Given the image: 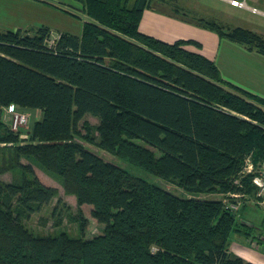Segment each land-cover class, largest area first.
<instances>
[{
	"label": "trees",
	"instance_id": "obj_1",
	"mask_svg": "<svg viewBox=\"0 0 264 264\" xmlns=\"http://www.w3.org/2000/svg\"><path fill=\"white\" fill-rule=\"evenodd\" d=\"M77 1L86 15L80 37L62 33L51 45L47 27L0 31V109L42 113L27 138L0 123V144L15 145L13 166L23 172L20 182L0 181V264H254L229 252L234 234L252 236L240 209L195 195L257 193L252 174L235 181L253 150L255 162H264V100L186 48L199 43L143 34L152 0ZM198 25L264 55V34ZM87 115L98 118L95 134L80 129ZM78 139L192 197L130 174ZM22 158L57 176L79 208L93 206L103 234L86 240L28 228L24 219L57 191ZM75 218L85 233L88 219L82 211Z\"/></svg>",
	"mask_w": 264,
	"mask_h": 264
},
{
	"label": "rangeland",
	"instance_id": "obj_2",
	"mask_svg": "<svg viewBox=\"0 0 264 264\" xmlns=\"http://www.w3.org/2000/svg\"><path fill=\"white\" fill-rule=\"evenodd\" d=\"M245 1L250 8L254 7L261 11L262 14L255 13L252 9L233 7L230 5L228 0H152L151 8L202 25L204 23L214 21L215 23L224 26L223 31H227L226 27H244L264 34V0ZM262 108L264 109V106H262ZM28 114L30 116L29 124L20 130V132L22 131V138H27L28 130L32 128L35 120L39 118V114L37 116L29 112ZM11 119V113L7 110L5 111V109H0V123L10 126ZM98 123L99 121L97 117L87 115L81 122L80 129L83 134H86L87 129L85 128L88 125L93 128L92 132L95 134V127ZM78 141L86 147L99 153V155H101L105 160L123 167L126 171L136 177H140L151 183L157 184L168 192L181 198L192 197L191 194L184 191L175 183L164 181L140 167L134 166L117 158L116 156L109 154L106 151L98 149L89 141H85L84 139H78ZM137 142L139 144L146 145L142 141L138 140ZM14 146V144H0V181L4 183L20 182L23 176V172L19 168L13 166L14 162L11 156L13 154L12 149ZM156 152L157 155L160 156L159 151ZM255 155L256 153L253 150L248 155V158L251 159L254 166L257 168L260 167V165H258L259 162H255ZM21 163L31 165L39 180L45 186L52 187L57 191L56 197L49 204L41 206V208L32 213L30 217L24 219V223L36 235L58 236L62 233H66L72 238H79L83 235L86 240H91L103 234L105 226L98 223L91 216L93 206L83 205L79 208L75 196L70 195L65 191L60 179L57 176L46 171L35 161L28 158H22ZM245 167L246 162L243 169ZM27 176L33 178L30 174ZM242 178H249L248 174L241 172L236 177L235 183H240V179ZM231 194L232 193H228L226 195L219 193L202 194L195 195V197L201 199H221L225 203L226 201H236L240 209L239 215L242 216L241 221L246 222L245 225L250 230L252 236H246L243 232L237 233L233 235L231 243L235 244L238 242V239L244 240L247 247L258 254V258L261 261H257L256 263L264 264V199L258 197L257 193L241 195L238 198H232L230 196ZM79 211H82L84 217L87 218L89 222L88 227L83 234L81 232L79 222L75 220ZM59 218L62 219V223L60 225H56Z\"/></svg>",
	"mask_w": 264,
	"mask_h": 264
},
{
	"label": "crops",
	"instance_id": "obj_3",
	"mask_svg": "<svg viewBox=\"0 0 264 264\" xmlns=\"http://www.w3.org/2000/svg\"><path fill=\"white\" fill-rule=\"evenodd\" d=\"M85 20L83 6L77 0H0L1 32L22 30L34 33L41 27H47L53 38L62 33L80 37ZM139 30L171 44L179 40L199 43V47L187 45L186 48L214 61L224 81L264 100V55L258 50L153 8L144 11ZM27 111L35 116L39 114L35 122L42 117L40 110ZM229 252L254 264L261 261L241 239L231 243Z\"/></svg>",
	"mask_w": 264,
	"mask_h": 264
},
{
	"label": "built area",
	"instance_id": "obj_4",
	"mask_svg": "<svg viewBox=\"0 0 264 264\" xmlns=\"http://www.w3.org/2000/svg\"><path fill=\"white\" fill-rule=\"evenodd\" d=\"M228 2L235 7L240 8H246V9H252L253 12L262 14L261 11L257 10L256 8L252 7L247 4L245 0H228ZM59 39V36L52 37V40L50 41V44L53 45L57 40ZM5 111L7 110L9 113L12 114V119L10 122V128L13 131H19L22 128L26 127L29 124V114L26 111L21 110L17 106L11 105L9 107L3 108ZM243 173H246L248 175H253L252 177V183L257 189V196L264 199V162L260 165V167H255L251 159L246 160V167L242 171ZM232 198H238L239 194H231ZM225 203V202H224ZM227 205V208L230 209L232 212H237L239 210V205L236 201H226L225 203Z\"/></svg>",
	"mask_w": 264,
	"mask_h": 264
}]
</instances>
